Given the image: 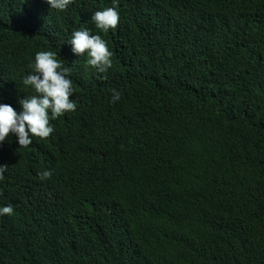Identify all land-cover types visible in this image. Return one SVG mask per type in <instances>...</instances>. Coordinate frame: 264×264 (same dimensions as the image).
I'll return each instance as SVG.
<instances>
[{
	"label": "trees",
	"instance_id": "1",
	"mask_svg": "<svg viewBox=\"0 0 264 264\" xmlns=\"http://www.w3.org/2000/svg\"><path fill=\"white\" fill-rule=\"evenodd\" d=\"M113 6L0 0V104L22 112L40 51L76 103L47 140L0 144V264H264V0H118L98 30ZM83 29L106 72L73 53Z\"/></svg>",
	"mask_w": 264,
	"mask_h": 264
},
{
	"label": "clouds",
	"instance_id": "2",
	"mask_svg": "<svg viewBox=\"0 0 264 264\" xmlns=\"http://www.w3.org/2000/svg\"><path fill=\"white\" fill-rule=\"evenodd\" d=\"M51 9L66 10L73 0H46ZM118 0H113V7L103 11H96L91 21L95 27L108 32L115 30L120 21V14L116 9ZM72 51L79 56L87 55L86 64L100 73L112 67L113 53L100 35H92L90 30L83 29L72 33L69 41ZM69 69L62 67L60 60L53 51H40L35 55L34 72L27 75L23 84L34 90V95L25 96L19 103L22 112L17 111L8 104H0V144L7 138L15 135L20 148H28L32 138L47 140L54 132L50 121L76 110V103L71 99L73 95V81L68 78ZM120 99V94L113 90L112 102ZM7 166H0V180ZM50 170L39 173L41 180L50 179ZM13 206L0 208V216L13 215Z\"/></svg>",
	"mask_w": 264,
	"mask_h": 264
}]
</instances>
